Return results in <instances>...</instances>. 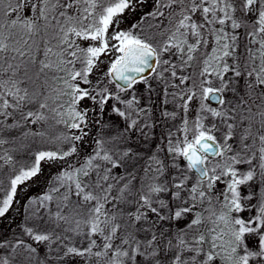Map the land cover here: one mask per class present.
I'll return each instance as SVG.
<instances>
[{"label": "snow or ice", "instance_id": "snow-or-ice-1", "mask_svg": "<svg viewBox=\"0 0 264 264\" xmlns=\"http://www.w3.org/2000/svg\"><path fill=\"white\" fill-rule=\"evenodd\" d=\"M0 264H264V0H0Z\"/></svg>", "mask_w": 264, "mask_h": 264}]
</instances>
